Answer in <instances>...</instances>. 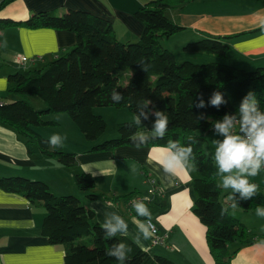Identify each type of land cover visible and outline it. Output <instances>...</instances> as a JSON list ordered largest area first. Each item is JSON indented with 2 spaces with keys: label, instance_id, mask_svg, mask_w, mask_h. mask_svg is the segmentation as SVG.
I'll return each mask as SVG.
<instances>
[{
  "label": "trees",
  "instance_id": "trees-1",
  "mask_svg": "<svg viewBox=\"0 0 264 264\" xmlns=\"http://www.w3.org/2000/svg\"><path fill=\"white\" fill-rule=\"evenodd\" d=\"M11 0H1L0 9ZM193 0H149L133 11V18L143 26L135 43L119 42L110 23L84 10L67 9L61 15L53 11H38L24 21L0 19L1 32L7 27L26 29H52L74 34L73 46L64 54L48 61L40 69H17L5 77V94L15 97L9 103H0V126L10 129L30 153L31 144L36 150L56 160L64 167L75 166V155L53 149L48 140L35 130L50 124L43 120L47 114L66 113L86 141H96L105 130L104 120L95 116V107L126 109L134 116L136 105L150 100L156 110L169 117L165 137L150 140L140 148L159 147L169 140L182 145L190 143L189 137L198 139L193 145L196 176L191 181L194 197L191 213L204 227V239L213 264H230L231 257L240 247L252 244L246 228L225 209L220 201L221 189L217 184V169L203 146L215 118L237 115L239 105L249 91L256 95L258 106L264 111V68L245 71L223 62L176 64L174 56L159 46L158 41L168 39L182 28L173 24L165 10ZM264 32V22L249 32L227 37H204L182 46L183 52L211 54L225 60L229 46L226 41L240 35ZM141 58L151 64L146 73L138 63ZM2 65H0V68ZM125 96L114 104L109 96L113 89ZM223 94L225 103L218 108L208 104L213 91ZM202 95L204 108H196L197 97ZM36 96L44 109H33L24 99ZM192 104V107H191ZM150 105L149 107H151ZM203 113L204 119L196 122ZM238 118V116H237ZM154 116L142 121L144 128L133 126V120L115 126L116 139L102 141L91 151H111L120 146L135 147L129 137L137 131H150ZM78 191L85 193L88 201L99 195L94 192L92 178L79 172L73 175ZM0 191L24 197L29 205L40 206L45 215L39 233L50 245H58L63 252L62 264H117L106 255L113 243L120 240L131 245L133 251L126 264H175L169 259L142 251L125 236L107 238L95 221L93 212L73 195L54 196L48 186L38 180L20 176H0ZM230 192L224 194L228 196ZM238 208L255 212L264 207V194L249 200L234 194ZM133 194L122 199L126 202Z\"/></svg>",
  "mask_w": 264,
  "mask_h": 264
},
{
  "label": "crops",
  "instance_id": "crops-1",
  "mask_svg": "<svg viewBox=\"0 0 264 264\" xmlns=\"http://www.w3.org/2000/svg\"><path fill=\"white\" fill-rule=\"evenodd\" d=\"M147 1L11 0L0 9V19L18 22L38 11H53L61 15L67 9L84 10L106 19L119 42L135 43L143 26L132 14ZM165 16L182 28L174 35V39H178L181 44L209 36L221 38L249 32L261 26L264 22V0H193L167 8ZM74 42V34L66 31L5 28L0 40V65H4L0 69V103L9 102L4 100L7 74L19 68L39 69L64 54ZM226 44L229 49L225 64L245 71L264 68V32L240 35L227 40ZM165 48L169 50V47ZM19 54L27 58L22 64L16 58ZM29 99L33 98L30 96ZM40 103L33 100L28 104L35 110H42L45 107ZM45 119L55 122L57 126L61 122L66 124L60 115L46 116ZM219 120L222 119L215 118L213 123ZM66 127L68 131H60V135L79 144L77 149L71 151L75 155V166L70 168L61 166L55 159L40 154L31 146L27 154L24 143L10 129L0 126V176H20L42 181L54 196L73 195L93 212L100 226L104 222L105 213H117L128 223V234L125 237L151 255L165 257L175 264H213L204 239V227L191 213L194 200L191 181L196 176L194 168L190 169L187 176L180 173L179 178L169 183L170 178L164 175L156 163L162 148L120 146L107 152L91 151L89 144L71 126L66 124ZM35 132L49 139L42 128H36ZM210 137L207 135L208 141L212 142ZM64 148L61 149L66 150ZM79 172L92 178L94 192L99 195L96 199L86 200L85 193L75 187L73 175ZM218 177L217 174V183ZM148 179H153L158 187V193L152 195L146 204L158 233L164 235L162 245L153 246L149 239L143 238L136 242V222L145 218L137 217L134 208H127L122 199L130 194L146 196ZM219 188L220 201L225 209L252 237V244L240 247L231 257L230 264H264V244L261 243L264 242V218L252 211L243 212L238 207L231 208L224 196L231 189L224 193L222 187ZM44 215L42 207L29 205L24 197L0 191V264L63 263L61 247L50 245L39 233Z\"/></svg>",
  "mask_w": 264,
  "mask_h": 264
},
{
  "label": "clouds",
  "instance_id": "clouds-1",
  "mask_svg": "<svg viewBox=\"0 0 264 264\" xmlns=\"http://www.w3.org/2000/svg\"><path fill=\"white\" fill-rule=\"evenodd\" d=\"M144 72H148L151 64L141 58L138 63ZM110 100L114 104H119L125 100L124 94L117 89L110 92ZM225 103L223 94L216 90L213 91L208 104L213 107H219ZM150 100H144L136 105L134 113L133 126L137 128H144L142 121L148 120L149 115L155 117L152 122L150 131H137L129 137L131 143L139 148L148 143L150 140L163 139L168 131L169 117L160 110H156ZM207 105L202 95L197 97L195 102L196 108H204ZM192 107V104H191ZM238 116V118H237ZM204 114L201 113L196 122L204 119ZM215 133L222 136L223 139H216L214 161L217 168V174L221 176V186L223 189H231L227 196L230 202V207L235 209L238 207L235 195L244 200H249L258 194L259 186L250 182L249 177L257 176L261 169H264V111H261L258 106V101L254 92L249 91L242 99L237 115H225L222 120L213 123ZM190 143L182 145L178 141L169 140L166 145L162 147L160 158L156 161L159 168L162 169L164 175L172 179L179 178L180 173L188 175L191 168L194 167L195 154L193 145L199 143L198 139L194 137L188 138ZM66 136H61L56 133L49 137L48 143L53 149L62 148ZM136 171L135 168L132 169ZM95 175V173H92ZM190 179V176L188 177ZM132 201V207L136 212L137 217H144V220H137V236L138 243L141 238L147 240L154 235L155 225L152 223V213L147 207L145 200ZM226 209H221V215ZM256 215L264 218V207L258 206ZM102 230L107 238H114L119 236H126L128 234V223L124 218L115 212L105 213ZM264 244V242H261ZM133 249L131 245L123 240L113 243L110 249L106 251V255L113 257L117 264H126L130 259V254Z\"/></svg>",
  "mask_w": 264,
  "mask_h": 264
},
{
  "label": "rangeland",
  "instance_id": "rangeland-1",
  "mask_svg": "<svg viewBox=\"0 0 264 264\" xmlns=\"http://www.w3.org/2000/svg\"><path fill=\"white\" fill-rule=\"evenodd\" d=\"M174 38H175L174 35H172L168 39L158 41V43L162 49L167 50V48H165V47H169V50H167V51H171L172 54L176 55V56L173 55L176 58L175 59L176 64H180L181 62H184V61L189 62V63H193V64H199V65L205 64V63H210V62H216V63L217 62H223L224 63L223 59L218 58V57L211 55V54L183 52L181 50V48L186 43L181 44V42L178 39H174ZM19 57H23V56L21 54H19L18 58L17 57L16 58L19 59ZM14 58H15V56H14ZM12 62H13V60H12ZM3 67H4V65H3ZM3 67H1V68H3ZM254 69H256V68H254ZM253 70H251V71H253ZM11 98H12L11 96L6 94V98L4 100H8L9 102H12L13 100H11ZM31 98H33V99L28 100V97H25L24 99L26 100L27 103H29V102L32 103L33 100H35L36 102L42 103V101L36 96H31ZM9 102H7V103H9ZM92 113L95 116H100L102 118V120H104V123H105V130H104L103 134L99 137V139H97L96 141H86L83 138V136L81 135V133H79L77 127L69 119V117L67 116L66 113L44 115L43 120L48 121L50 124H48L47 126H44V127H39V128H42V130H44L45 134L50 137L51 135L56 134V133L60 134V131L67 132L68 128L66 127V124H68V126H71L73 128V130L76 132V134L82 140H84L86 143L89 144V147H93L94 145L99 144L102 141L110 140V139H116L117 138V132H116L115 126L118 123L132 121V119L128 120L129 117H132L134 120L133 114L126 109H114L111 107H95L92 109ZM54 115L62 116L66 120V124L64 122H61L59 124V126H57V124L55 122H52V121L45 119L46 116H54ZM208 136H211L210 138H211L212 142L208 141V138H207V141H206L205 145L203 146V150H204L205 154L208 155V157H210L213 164L215 165V161H214L215 144L213 143V141L216 139L222 140L223 137L217 135L215 133V131H211L208 134ZM65 141H66V144H64V147H65L64 149H66V150H63L65 152L73 153L71 151L74 149H77V146H79L78 143L72 142L69 139H66ZM33 147L35 148V145L31 144V148H33ZM215 167H216V165H215ZM218 176H219L218 177V183L219 184L218 183L217 184H218V186L219 185L221 186V179L222 178L220 175H218ZM249 180H250V182L255 183L259 186V189H258L259 192L264 193V169H261L260 173L257 176L249 177ZM222 191L225 193L228 190H225L222 188Z\"/></svg>",
  "mask_w": 264,
  "mask_h": 264
},
{
  "label": "built area",
  "instance_id": "built-area-1",
  "mask_svg": "<svg viewBox=\"0 0 264 264\" xmlns=\"http://www.w3.org/2000/svg\"><path fill=\"white\" fill-rule=\"evenodd\" d=\"M17 58H18V56H17ZM18 61L22 64V63H24L26 61V58L25 57H19ZM210 130L211 131H215L214 128H213V124L211 125ZM147 182L149 184L147 195L146 196L133 195L132 197H130L129 199L126 200L127 208H133L132 207V201H134V200H143L145 197L148 198L147 200H145V203H149V201H150L149 198L152 195L158 193V187H157L156 182L153 179H148ZM149 240H150V244L153 245V246L154 245H162L163 242H164V235L159 234L158 233V229L155 226L154 235Z\"/></svg>",
  "mask_w": 264,
  "mask_h": 264
}]
</instances>
